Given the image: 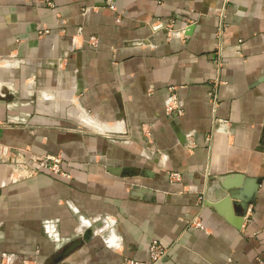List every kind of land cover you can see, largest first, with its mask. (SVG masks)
<instances>
[{
    "label": "crops",
    "instance_id": "1",
    "mask_svg": "<svg viewBox=\"0 0 264 264\" xmlns=\"http://www.w3.org/2000/svg\"><path fill=\"white\" fill-rule=\"evenodd\" d=\"M85 235L59 264H264V0H0V264Z\"/></svg>",
    "mask_w": 264,
    "mask_h": 264
},
{
    "label": "water",
    "instance_id": "2",
    "mask_svg": "<svg viewBox=\"0 0 264 264\" xmlns=\"http://www.w3.org/2000/svg\"><path fill=\"white\" fill-rule=\"evenodd\" d=\"M243 183H245V189L241 190ZM221 187L223 190L222 192H219V200H223L227 203L230 202V199L240 201V206L243 209V216H245L248 211V208L254 203L256 199L259 184L257 181L246 180L244 177L239 176L234 178V180H222ZM213 200L210 197V201ZM89 241L90 240L86 236H82V238L72 241L67 246H65L55 257H53L47 264H59L63 262L77 249L81 248L85 243H88Z\"/></svg>",
    "mask_w": 264,
    "mask_h": 264
},
{
    "label": "built area",
    "instance_id": "3",
    "mask_svg": "<svg viewBox=\"0 0 264 264\" xmlns=\"http://www.w3.org/2000/svg\"><path fill=\"white\" fill-rule=\"evenodd\" d=\"M162 29H170V26L166 22H161L158 25H156L155 27H153V30L155 32L160 31ZM181 33L184 34L185 29H183V31ZM173 109H175V106L172 104H170L167 108V110L169 112L172 111ZM46 160L41 161L39 163L40 167L41 168H47V169H50L52 171L58 172L57 163H55L54 165H51V166L48 164V161H52V160L54 161V159L47 158ZM198 227H202L201 224H199ZM167 253H168L167 248H165L163 245H161L158 241H154L152 243L150 249H149L150 259L148 262H144L143 260H139V259H132V260L125 261L124 264H160L164 260V258L167 256ZM6 256L7 255H4V258H7Z\"/></svg>",
    "mask_w": 264,
    "mask_h": 264
},
{
    "label": "bare ground",
    "instance_id": "4",
    "mask_svg": "<svg viewBox=\"0 0 264 264\" xmlns=\"http://www.w3.org/2000/svg\"><path fill=\"white\" fill-rule=\"evenodd\" d=\"M86 236V235H85ZM84 237V236H83ZM90 240V239H89Z\"/></svg>",
    "mask_w": 264,
    "mask_h": 264
}]
</instances>
